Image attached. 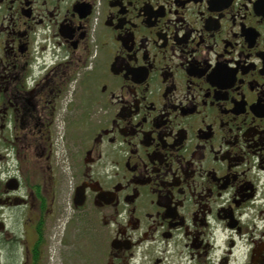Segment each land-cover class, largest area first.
Listing matches in <instances>:
<instances>
[{"label": "flooded vegetation", "instance_id": "flooded-vegetation-1", "mask_svg": "<svg viewBox=\"0 0 264 264\" xmlns=\"http://www.w3.org/2000/svg\"><path fill=\"white\" fill-rule=\"evenodd\" d=\"M0 264H264V0H0Z\"/></svg>", "mask_w": 264, "mask_h": 264}, {"label": "rangeland", "instance_id": "rangeland-1", "mask_svg": "<svg viewBox=\"0 0 264 264\" xmlns=\"http://www.w3.org/2000/svg\"><path fill=\"white\" fill-rule=\"evenodd\" d=\"M78 98H79V92H75V96H74V100L75 101V106H74V111L72 114L73 117V121L77 122L79 120H81V111H80V104H78ZM74 104V103H73ZM67 113L66 111H62L59 114V128L57 129L58 132V148H59V152H58V158L60 159V163L63 159V156L67 153L68 149L71 150H76L79 140H80V135L82 132H84V130H82L83 128L86 127V125H82L80 126L81 130H76V128L71 129H64V124L67 125ZM65 121V122H64ZM64 123V124H63ZM75 127H77V129L79 128L76 124H74ZM83 126V127H82Z\"/></svg>", "mask_w": 264, "mask_h": 264}]
</instances>
